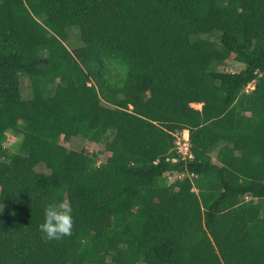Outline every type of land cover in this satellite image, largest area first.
<instances>
[{
	"label": "trees",
	"instance_id": "trees-1",
	"mask_svg": "<svg viewBox=\"0 0 264 264\" xmlns=\"http://www.w3.org/2000/svg\"><path fill=\"white\" fill-rule=\"evenodd\" d=\"M0 264H264V0H0Z\"/></svg>",
	"mask_w": 264,
	"mask_h": 264
},
{
	"label": "rangeland",
	"instance_id": "rangeland-1",
	"mask_svg": "<svg viewBox=\"0 0 264 264\" xmlns=\"http://www.w3.org/2000/svg\"><path fill=\"white\" fill-rule=\"evenodd\" d=\"M67 45L70 49H73L75 47H80L82 45V42L80 40V36L78 33L77 29H73L70 33V40L67 42ZM245 65L241 64L239 62H232L229 61L226 65L220 67V70H226V71H241L244 69ZM254 87L253 84H251L248 89H252ZM22 95L23 98L28 100L32 98V89L29 85V82L26 78L22 80ZM194 107L197 109H201L202 105L201 104H194ZM19 140L18 137H14L13 135H8V141L6 142V146L8 148H13L15 143ZM62 143L73 150H82L85 147L90 146L91 149L95 150L96 152L99 153V162H104L106 160V155L105 154V145L104 144H94L88 141L87 139L83 138L82 136H76L72 138L69 141H62ZM176 177L173 175L171 177V181H174Z\"/></svg>",
	"mask_w": 264,
	"mask_h": 264
},
{
	"label": "clouds",
	"instance_id": "clouds-1",
	"mask_svg": "<svg viewBox=\"0 0 264 264\" xmlns=\"http://www.w3.org/2000/svg\"><path fill=\"white\" fill-rule=\"evenodd\" d=\"M73 220V209L69 203L52 201L44 208V219L39 229L47 239H59L71 234Z\"/></svg>",
	"mask_w": 264,
	"mask_h": 264
},
{
	"label": "built area",
	"instance_id": "built-area-1",
	"mask_svg": "<svg viewBox=\"0 0 264 264\" xmlns=\"http://www.w3.org/2000/svg\"><path fill=\"white\" fill-rule=\"evenodd\" d=\"M177 137V150L178 153L180 154L181 158L183 160L189 159V158H193V155L191 154L190 151V133L189 130H184L181 133H177L175 134ZM174 161H177L176 159H174ZM184 174H177L176 178H183Z\"/></svg>",
	"mask_w": 264,
	"mask_h": 264
},
{
	"label": "crops",
	"instance_id": "crops-1",
	"mask_svg": "<svg viewBox=\"0 0 264 264\" xmlns=\"http://www.w3.org/2000/svg\"><path fill=\"white\" fill-rule=\"evenodd\" d=\"M253 88H254V87H253ZM253 88H252V89H253Z\"/></svg>",
	"mask_w": 264,
	"mask_h": 264
}]
</instances>
